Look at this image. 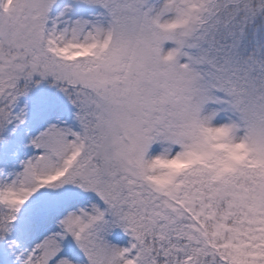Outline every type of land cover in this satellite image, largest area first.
I'll return each mask as SVG.
<instances>
[{"label": "snow or ice", "instance_id": "obj_1", "mask_svg": "<svg viewBox=\"0 0 264 264\" xmlns=\"http://www.w3.org/2000/svg\"><path fill=\"white\" fill-rule=\"evenodd\" d=\"M0 264H264V0H0Z\"/></svg>", "mask_w": 264, "mask_h": 264}]
</instances>
